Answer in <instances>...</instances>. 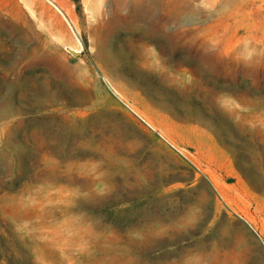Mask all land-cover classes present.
I'll list each match as a JSON object with an SVG mask.
<instances>
[{
	"label": "rangeland",
	"instance_id": "1",
	"mask_svg": "<svg viewBox=\"0 0 264 264\" xmlns=\"http://www.w3.org/2000/svg\"><path fill=\"white\" fill-rule=\"evenodd\" d=\"M0 264H264V0H0Z\"/></svg>",
	"mask_w": 264,
	"mask_h": 264
},
{
	"label": "bare ground",
	"instance_id": "2",
	"mask_svg": "<svg viewBox=\"0 0 264 264\" xmlns=\"http://www.w3.org/2000/svg\"><path fill=\"white\" fill-rule=\"evenodd\" d=\"M148 4L150 5V4H151V2H148Z\"/></svg>",
	"mask_w": 264,
	"mask_h": 264
}]
</instances>
